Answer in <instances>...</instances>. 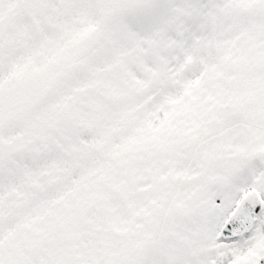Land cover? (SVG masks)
Here are the masks:
<instances>
[{"label": "snow or ice", "instance_id": "obj_1", "mask_svg": "<svg viewBox=\"0 0 264 264\" xmlns=\"http://www.w3.org/2000/svg\"><path fill=\"white\" fill-rule=\"evenodd\" d=\"M0 264H264V0H0Z\"/></svg>", "mask_w": 264, "mask_h": 264}]
</instances>
